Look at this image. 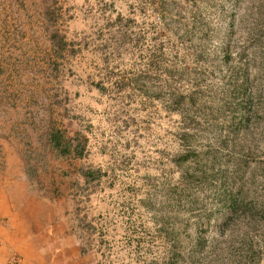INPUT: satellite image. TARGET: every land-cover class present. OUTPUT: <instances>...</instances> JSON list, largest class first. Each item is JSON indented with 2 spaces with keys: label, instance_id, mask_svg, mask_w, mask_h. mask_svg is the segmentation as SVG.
Listing matches in <instances>:
<instances>
[{
  "label": "rangeland",
  "instance_id": "obj_1",
  "mask_svg": "<svg viewBox=\"0 0 264 264\" xmlns=\"http://www.w3.org/2000/svg\"><path fill=\"white\" fill-rule=\"evenodd\" d=\"M41 201L81 264H264V0H0V216Z\"/></svg>",
  "mask_w": 264,
  "mask_h": 264
},
{
  "label": "crops",
  "instance_id": "obj_2",
  "mask_svg": "<svg viewBox=\"0 0 264 264\" xmlns=\"http://www.w3.org/2000/svg\"><path fill=\"white\" fill-rule=\"evenodd\" d=\"M50 207L41 201L37 209L23 207L0 216V264H14V257L19 264L82 263L74 243L58 233L62 225Z\"/></svg>",
  "mask_w": 264,
  "mask_h": 264
},
{
  "label": "built area",
  "instance_id": "obj_3",
  "mask_svg": "<svg viewBox=\"0 0 264 264\" xmlns=\"http://www.w3.org/2000/svg\"><path fill=\"white\" fill-rule=\"evenodd\" d=\"M20 260L17 257L13 258V263L14 264H19Z\"/></svg>",
  "mask_w": 264,
  "mask_h": 264
}]
</instances>
